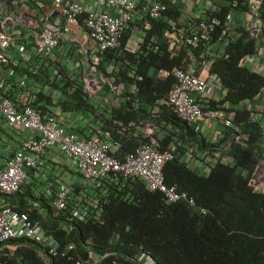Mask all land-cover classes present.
Returning a JSON list of instances; mask_svg holds the SVG:
<instances>
[{
    "label": "trees",
    "instance_id": "obj_1",
    "mask_svg": "<svg viewBox=\"0 0 264 264\" xmlns=\"http://www.w3.org/2000/svg\"><path fill=\"white\" fill-rule=\"evenodd\" d=\"M161 1L167 9L161 18H143L136 51L126 49L130 38L127 29L119 45L106 51L97 65L112 85H124L120 93H115V103L108 102L103 108L93 103L83 91V77L79 74L71 78L63 73L56 78L46 73L44 79L61 93L57 103L62 108L88 111L100 128L111 131L114 141L121 144L117 153L131 152L153 138L161 149L175 143V159L163 165L164 182L185 192L195 206L190 207L183 200L169 203L162 193L147 190L139 179L126 183L104 181L100 188L89 186L82 196H93L97 203L84 220L72 215L76 199L66 209L56 210L50 201L35 197L23 185L2 198L7 204L18 203L14 208L37 220L61 247L72 244L70 254L75 258L88 260L89 252L96 256L106 254L90 264H139L140 253L148 254L156 264H264V192L249 184L256 165L264 160V127L251 118V109L232 107L264 92V77L243 65L245 56L254 50L249 28L241 24L227 29L225 23L233 10L250 13L249 4L247 0H223L226 4L207 11L221 19L213 41L220 37L222 49L210 56L203 53L202 47L171 43L166 33L178 32L182 8L170 0ZM258 17L264 32V10ZM82 19L80 16L79 25L83 24ZM195 21L193 18L192 24ZM145 24L149 27L145 28ZM193 59L198 64L207 61L208 72L218 76L225 90L218 102L210 101L209 105L230 106L227 111L233 126L217 140L208 141L180 119L170 105L160 103L176 80L172 76L159 78L152 71L186 70ZM24 72L33 78L38 76L28 69ZM41 109L45 111L42 106ZM145 126L164 135L139 131ZM168 126L175 131H168ZM197 151L214 158L215 153L221 154L209 164L206 175L198 174L185 161L186 155L198 157ZM80 188L73 185L75 191ZM34 202L42 204L45 212L34 207ZM4 246L0 264H74L66 257L47 255L41 243L26 238L12 239Z\"/></svg>",
    "mask_w": 264,
    "mask_h": 264
},
{
    "label": "built area",
    "instance_id": "obj_2",
    "mask_svg": "<svg viewBox=\"0 0 264 264\" xmlns=\"http://www.w3.org/2000/svg\"><path fill=\"white\" fill-rule=\"evenodd\" d=\"M2 1L5 5L1 10H4L1 13V23L19 22L31 29L14 28L5 31L0 28V66H6L12 61L13 52L20 56L25 66L31 63L33 57L41 62L53 53L62 40L66 39L77 44L78 53L87 60V71L82 78V88L90 99L99 94L103 84L108 81L97 65L106 51L119 45L138 7L141 6L144 15L150 19L161 18L167 9L161 0H95L94 8L75 1L48 0L53 10L41 18L39 8L31 14L32 10H28L22 0ZM170 1L175 2V0ZM39 2L41 8V1ZM247 2L250 7V13L247 14L251 17L247 28L254 37V50L245 56L243 65L264 77V32L258 17L260 11L264 10L262 7L264 0H247ZM111 9L115 13H112ZM212 10L204 9L188 30L167 32L166 36L172 44L183 43L191 48L202 47L203 53L209 54L212 47L220 43V37L213 41V36L221 25V19L212 12H207ZM80 16H83L84 30L79 42L72 27L79 26ZM232 17L231 11L225 22L227 29L234 28ZM144 27L148 28L149 25L145 24ZM28 36L32 39L28 40ZM198 65H204L203 68L207 70L205 74L202 71L197 73L190 67L186 70L181 68L153 70L154 75L159 78L172 76L176 80L168 96L160 103L170 105L176 115L188 123H194L198 119L219 122L226 132L233 126L230 113L227 111L230 106L209 105L210 101L218 102L225 90L218 76L208 72L207 61L202 60ZM27 79V73L23 72L18 81L20 89L26 86ZM108 84L114 94L120 93L124 88L123 84L112 85L110 81ZM60 95L55 99L58 100ZM19 97L20 91H17L14 99L0 93V123L16 130L30 132L22 139L19 148L12 156L0 166V252L6 242L16 238H26L41 243L47 255L66 257L68 260H73L74 264H90L106 255L96 256L89 252L88 260L75 258L70 254L73 249L72 244L61 247L59 241L47 235L41 224L37 220L30 219L27 212L15 210L4 202L2 196L19 191L26 181L27 171L38 170L42 156L51 148H57L74 164L83 182L79 193L87 191L89 186L100 188L104 181L112 183L120 180L126 183L129 180L139 179L147 190L162 193L169 203L183 200L188 206H195L194 200L185 192H179L175 186H168L164 182L163 165L166 161L175 159L177 154L175 143L171 142L161 149L154 141H143L131 152L117 153L121 144L114 141L111 131L97 127L91 136H77L73 130L65 128L53 113L43 111L39 104L32 105V102L26 101L17 103L16 99ZM232 107L250 109L244 106L243 101ZM251 118L259 121V112L253 111ZM261 124L264 127L262 122ZM138 129L143 133L151 134L153 127L145 126ZM234 136L238 138L237 134ZM185 161L190 162L189 156ZM262 161L264 160L256 165L249 184L254 189L264 192ZM72 194L73 186L60 183L51 201L52 206L56 210L66 209L68 203L73 201ZM96 203L93 196L83 197L77 200L72 215L84 220L89 216L91 206ZM201 211L205 212L203 209ZM138 262L156 264L146 253L138 255Z\"/></svg>",
    "mask_w": 264,
    "mask_h": 264
},
{
    "label": "crops",
    "instance_id": "obj_3",
    "mask_svg": "<svg viewBox=\"0 0 264 264\" xmlns=\"http://www.w3.org/2000/svg\"><path fill=\"white\" fill-rule=\"evenodd\" d=\"M26 3V7L28 10H32L31 14L35 13V9L39 8L41 10V18L45 17L53 10L52 4L48 0H22ZM41 1V8L38 5ZM67 1V0H66ZM75 1L85 4L90 8L95 7V0H69ZM180 0H175V4L181 6L180 4H184L182 8V14L178 19V31L188 30L191 27L192 19L199 16L204 9H214L213 7H201L195 4H191L187 0H183V3L179 2ZM215 0H211L213 2ZM39 2V3H38ZM5 4L3 1L0 2V21L2 20L1 11ZM201 7V8H200ZM112 13H115L113 9H111ZM238 19L233 21V27L238 25H244L247 27L249 25L251 17L246 12H239L236 10L232 11ZM145 17L144 12L142 11L141 6L138 7L134 17L132 18L128 30L130 31V38L127 40L126 49L131 48V42L134 40L138 41L141 35V25L143 24V18ZM2 22V21H1ZM0 28L9 31L11 29H24L27 26L23 25L19 22L14 23H1ZM31 29V28H27ZM72 29L77 34V39L79 42L81 41L82 31L84 30L82 25L78 27L73 26ZM29 35V34H27ZM28 40L32 38L30 36L27 37ZM222 49L221 43L214 45L211 49V52L208 55H213ZM78 59H85V57L80 56L78 53L77 44H73L68 40H62L59 46L53 51V53L40 61L36 60V58H32L31 63L27 66L22 64L20 56H18L15 52H13L12 61L6 66H0V93H4L15 98L17 91H20V97L16 99L17 103L26 102H35L40 106L45 108L46 112L53 113L59 122L67 129H71L77 134V136H91L94 133V130L99 127L97 119L93 117V115L88 111H73L68 110L67 108H62L59 105L58 100H56V96L61 94L58 90H56L49 83H46L45 75L46 73H50L51 76H56V78H60V74H68L71 78L77 73L75 72V68L79 67ZM87 62V60H86ZM82 64L86 66V63L82 61ZM204 65H198L197 62L193 59L191 64L189 65L197 73L201 71L203 74L207 71L206 68H203ZM208 66V65H207ZM24 69H28L30 72L36 73L38 76L33 78L28 76L26 80V86L23 89L18 87V81L22 76ZM58 80V79H57ZM107 83V82H106ZM104 85V89L100 92V96L96 95L91 98V101L97 104L100 108H103L106 103L111 102V104L115 103L117 98L115 94L109 89L106 90ZM106 93L108 95H106ZM42 96V98H41ZM49 98V99H47ZM61 99V97H59ZM244 106L249 107L252 111L259 112V121L264 124V92H262L255 99L248 101H243ZM190 125L195 128L196 131H200L206 137L208 141L216 140L224 136L225 129L222 127L219 122H208L204 119H198L194 123H190ZM167 130L175 131L174 127L168 126ZM164 132L153 131L151 134H157V137L163 136ZM30 134L29 131L26 130H16L14 128H10L5 124L0 123V166L3 165L6 160L12 156V154L19 148L21 141L23 138ZM150 134V133H149ZM231 137V136H230ZM229 137V138H230ZM228 138V139H229ZM156 144V140L153 138ZM196 156L192 157L189 155L185 156V159L190 158V164L196 168L197 170H204V167L209 169V164L213 163L216 158L221 156L220 152L215 153L216 158L213 155L206 154L204 152H196ZM200 158V159H199ZM230 161V160H228ZM68 183L71 186L82 185V179L77 174L75 170L74 164L66 159L57 148L49 149L41 158L40 168L38 170H28L27 178L23 184V189L27 190L30 194L35 197L41 198V200L52 201L53 197L58 189L60 183ZM32 200L30 199L29 202ZM1 202V199H0ZM11 204V205H10ZM10 206L13 208L18 205V203L10 202ZM34 207L38 208L41 213L45 212V209L42 204L39 202L33 203ZM15 209V208H14ZM16 210V209H15Z\"/></svg>",
    "mask_w": 264,
    "mask_h": 264
},
{
    "label": "rangeland",
    "instance_id": "obj_4",
    "mask_svg": "<svg viewBox=\"0 0 264 264\" xmlns=\"http://www.w3.org/2000/svg\"><path fill=\"white\" fill-rule=\"evenodd\" d=\"M183 0H180L179 2L180 3H183L182 2ZM188 2H190L192 5L193 4H195V5H198V6H201V7H213V8H216L217 6H219V5H222V4H226L223 0H215V1H213V2H211V0H187ZM181 5V7L183 8V5L184 4H180ZM200 7V8H201ZM234 14V13H233ZM234 17H235V15H233V17H232V19H233V21H234ZM236 19H238L237 17H235V20ZM239 20V19H238ZM137 46H138V43H137V41L136 40H134L133 39V41L131 42V48L130 49H128L129 51H136V49H137ZM82 61L84 62V63H86V66L85 65H83L82 64ZM86 60L85 59H78V63H79V67L78 68H75V72L77 73L76 75H78L79 74V77H80V75L83 77L84 75H85V73H86V71H87V62H85ZM107 71H109V67H107V69H106ZM101 71V70H100ZM75 76V75H74ZM73 76V77H74ZM104 89V84H103V86H102V88H101V90H100V92L102 91ZM96 95H99V94H96ZM106 95H108L107 93H106ZM100 96V95H99ZM101 96H103V95H101ZM101 96H100V98H101ZM196 154V153H195ZM264 161H262V163H263ZM190 165V167L193 169V170H195L198 174H201V175H206V174H208V171H209V169L208 168H206V167H204V170H197L196 168H194L191 164H189ZM264 170V169H263ZM81 185H79V187H80ZM258 188V187H257ZM80 191H75V190H73V194H72V197H73V199L75 198L76 200H81V198H83V194L82 193H79Z\"/></svg>",
    "mask_w": 264,
    "mask_h": 264
}]
</instances>
